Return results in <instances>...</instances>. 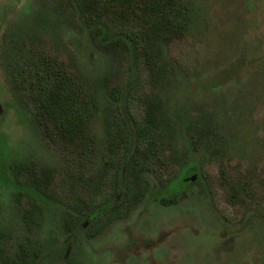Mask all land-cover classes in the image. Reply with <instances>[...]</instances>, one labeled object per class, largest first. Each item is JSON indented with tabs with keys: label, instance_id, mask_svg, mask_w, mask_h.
I'll list each match as a JSON object with an SVG mask.
<instances>
[{
	"label": "rangeland",
	"instance_id": "1",
	"mask_svg": "<svg viewBox=\"0 0 264 264\" xmlns=\"http://www.w3.org/2000/svg\"><path fill=\"white\" fill-rule=\"evenodd\" d=\"M75 1L0 0V264L33 251L34 264H264V0H184L154 22L147 0L107 4L135 40L133 57L122 43L89 36L77 7L92 0ZM30 54V69L59 72L100 97L93 155L81 144L90 154L80 167L76 149L15 100L6 63ZM114 87L125 118L108 97ZM108 115L157 122L156 146L133 149L152 190L89 218L117 189L110 168L119 151L106 161ZM126 125L109 129L114 140ZM188 158L196 167L184 173L182 193L157 198ZM102 164L97 191L79 185L77 174Z\"/></svg>",
	"mask_w": 264,
	"mask_h": 264
},
{
	"label": "trees",
	"instance_id": "2",
	"mask_svg": "<svg viewBox=\"0 0 264 264\" xmlns=\"http://www.w3.org/2000/svg\"><path fill=\"white\" fill-rule=\"evenodd\" d=\"M131 1L105 0L104 4L99 5L97 1L92 0L88 9H84L79 3L77 12L89 36H94V39L97 38L100 43L107 41L108 43H122L129 56L133 57L136 48L135 40L128 31L119 30L118 24L108 17L106 9L107 4L123 8L125 5H129ZM76 2L77 0L75 4ZM183 3L184 0H147L143 3L145 6L143 10L148 11L149 15L152 16L150 20L154 22L159 15L168 19L171 13L180 8ZM134 8L132 6L133 10ZM130 31L132 34L134 33L133 29ZM34 56L35 54H30L27 60L22 58L9 59L6 63L7 69L10 70L11 90L15 100L37 126L43 127L48 136L53 139L58 136L56 139L58 144H64L65 147L71 146L74 147V150L76 149L78 158L77 161L73 159L72 162L74 164V161H76L75 165L80 167L82 166L80 158L83 157L85 160L90 154L82 145L86 146L88 144L91 157L93 155L95 139H93L91 132V123L97 113L102 110L103 105L100 97L97 93L87 96L83 88L79 87L70 78L62 77L59 72H47L38 67L30 69L31 67L28 65H34ZM36 60H40L39 57ZM108 97L119 105L118 113L125 118L126 109L121 104L120 89L114 87ZM133 120L130 119L128 125L126 119L125 124H121L120 120H115L113 115H108L106 118L105 125L108 131L106 143L108 144L107 151L110 153L109 156H106V161L109 159L111 162L113 153L116 150L119 151L118 159H115L114 163L112 162V169L110 168L111 175H113L112 179L115 180L117 189L115 194L111 195L108 203H103L99 208H95L90 215L88 214L89 218H95L99 214L107 212L111 203L114 205L119 199L124 202L126 199L132 198L137 202L139 200L142 201L151 193L150 183L142 176V162L139 156L135 157L136 154L133 149H139L145 144L148 145L150 150L155 147V135L159 128L154 118H149L145 121ZM121 125L127 126L128 133L123 134L122 130V134L114 140V136L110 135L109 129L116 130V127L121 129ZM205 131L207 130L204 129L201 132L205 133ZM80 146L83 150L80 149ZM88 162L92 163L90 160ZM194 163L193 159L188 158L181 166L183 169L180 174L172 177L169 183L160 185L161 192L157 198L162 200L167 197L169 201H174L182 193L181 185L185 183L184 173L189 168L196 167ZM114 164L116 168L112 173ZM84 166L87 167V163ZM107 167L109 166L103 165L102 168L100 167L101 169L91 170L92 173L86 178L83 177V174H77V179L82 181L79 185L85 184V187H88L91 191H97L95 188L104 183L105 172L108 171ZM75 182L74 186H76ZM82 219L83 216L80 218L79 226L73 232L82 226V222H86V217ZM36 258H38L36 251L28 255L22 253L17 258L5 259L4 264H34ZM61 260H63L62 264H69L66 257Z\"/></svg>",
	"mask_w": 264,
	"mask_h": 264
}]
</instances>
